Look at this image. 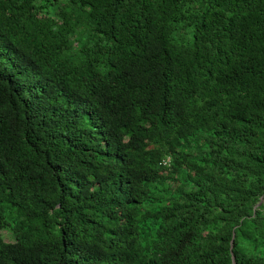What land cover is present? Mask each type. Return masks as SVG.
I'll list each match as a JSON object with an SVG mask.
<instances>
[{"label": "trees", "instance_id": "1", "mask_svg": "<svg viewBox=\"0 0 264 264\" xmlns=\"http://www.w3.org/2000/svg\"><path fill=\"white\" fill-rule=\"evenodd\" d=\"M0 264H264V0H0Z\"/></svg>", "mask_w": 264, "mask_h": 264}, {"label": "built area", "instance_id": "2", "mask_svg": "<svg viewBox=\"0 0 264 264\" xmlns=\"http://www.w3.org/2000/svg\"><path fill=\"white\" fill-rule=\"evenodd\" d=\"M167 162H168V160H166V162H164V164L167 163Z\"/></svg>", "mask_w": 264, "mask_h": 264}]
</instances>
